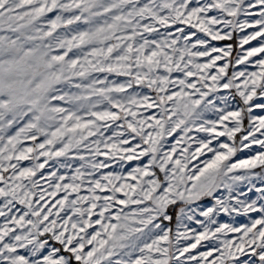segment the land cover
<instances>
[{
	"label": "snow or ice",
	"instance_id": "6c2138e0",
	"mask_svg": "<svg viewBox=\"0 0 264 264\" xmlns=\"http://www.w3.org/2000/svg\"><path fill=\"white\" fill-rule=\"evenodd\" d=\"M0 264H264V0H0Z\"/></svg>",
	"mask_w": 264,
	"mask_h": 264
}]
</instances>
